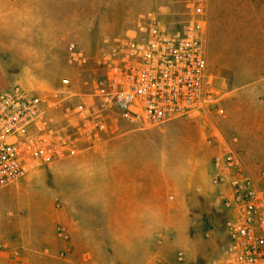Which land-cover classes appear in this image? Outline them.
Masks as SVG:
<instances>
[{
    "label": "rangeland",
    "instance_id": "rangeland-1",
    "mask_svg": "<svg viewBox=\"0 0 264 264\" xmlns=\"http://www.w3.org/2000/svg\"><path fill=\"white\" fill-rule=\"evenodd\" d=\"M193 21L201 23L216 90L205 109L140 127L87 94L104 55L123 41L145 39L152 28L186 31ZM73 43L85 62H71ZM15 84L56 103L52 116L69 147L0 188V250L69 264L77 220L84 228L135 229V222L82 218L102 213L104 197L119 214L136 192L144 203L159 202L158 244L175 263L184 250L187 264H211L224 238L210 179L209 141L218 130L239 136L264 188V0H0V89ZM83 102L96 110L90 140L67 118Z\"/></svg>",
    "mask_w": 264,
    "mask_h": 264
},
{
    "label": "built area",
    "instance_id": "built-area-1",
    "mask_svg": "<svg viewBox=\"0 0 264 264\" xmlns=\"http://www.w3.org/2000/svg\"><path fill=\"white\" fill-rule=\"evenodd\" d=\"M200 27L193 21L186 31L152 28L145 39L123 41L104 55L103 72L92 78L87 94L100 99L102 110L114 107L140 127L205 109L216 90ZM74 47L71 62H85L83 52ZM55 105L21 84L0 89V188L66 155L69 144L52 116ZM95 113L87 102L79 103L67 113L68 122L90 140ZM209 144L214 147L210 179L224 229L211 264H264V188L245 161L237 134L218 130ZM178 258L186 260V252L179 251Z\"/></svg>",
    "mask_w": 264,
    "mask_h": 264
},
{
    "label": "crops",
    "instance_id": "crops-1",
    "mask_svg": "<svg viewBox=\"0 0 264 264\" xmlns=\"http://www.w3.org/2000/svg\"><path fill=\"white\" fill-rule=\"evenodd\" d=\"M99 205L101 204L95 203L93 208L99 207ZM114 206L116 205L111 204L104 197L102 213L97 214L94 218L90 216L88 219H82L88 222L101 220L103 222H135V229L117 231L84 228L79 224L81 221L77 220L76 229L71 235L74 250L69 264H177L173 260V254L169 250L159 247L158 244L162 242V235L160 236L156 230L162 213H160V205L157 200L154 203H144L141 196H137L135 192L133 200L126 203L124 209L119 210V214L112 212ZM97 209L99 210V208ZM167 212L166 217L169 216ZM143 222L151 223L150 228L143 226ZM0 251H4L1 252V256L3 255L5 258V264H36L28 252L21 255L17 249L1 248ZM44 258L46 259L44 264H54L48 260V257ZM175 258L179 262L178 264H187L186 260L178 258V252Z\"/></svg>",
    "mask_w": 264,
    "mask_h": 264
}]
</instances>
